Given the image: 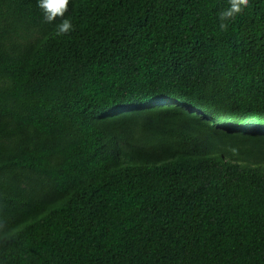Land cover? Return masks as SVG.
<instances>
[{
  "label": "trees",
  "instance_id": "trees-1",
  "mask_svg": "<svg viewBox=\"0 0 264 264\" xmlns=\"http://www.w3.org/2000/svg\"><path fill=\"white\" fill-rule=\"evenodd\" d=\"M227 7L0 0V264H264V0Z\"/></svg>",
  "mask_w": 264,
  "mask_h": 264
},
{
  "label": "clouds",
  "instance_id": "clouds-1",
  "mask_svg": "<svg viewBox=\"0 0 264 264\" xmlns=\"http://www.w3.org/2000/svg\"><path fill=\"white\" fill-rule=\"evenodd\" d=\"M70 0H37V7L40 9L43 15V21L48 24H52L54 21L59 19V23L55 24V35L58 37L67 36L72 31H74V26L72 24V21L70 18H65V13L68 11V5ZM248 6V0H228V7L223 9L218 14V19L220 23L218 24L219 30L221 32L227 31L228 29V23L227 21L234 20L237 15H239L244 8ZM233 155L231 160V165L235 167H240L243 164H247L248 160L246 159V153L237 150L236 148H230L229 149ZM222 165L227 170H232L231 165L226 163V159L222 160ZM219 163V164H220ZM198 164L203 169V172L206 173L207 179H211L208 183L210 185H206L208 187H214L215 185L218 186L220 179H226L223 178L213 172L211 168L214 167L213 164L209 163L207 160H205L201 156V152H199V162ZM218 164V165H219ZM152 165L157 170H162V173L165 174L170 180H174V171L170 167L172 164L167 165L166 163L159 164L157 161L153 160ZM217 165V166H218ZM216 166V167H217ZM257 174L264 178V163L261 162L260 164L257 163ZM228 176V175H227ZM226 176V177H227ZM189 177V176H184ZM182 177H176V179H180ZM196 177L176 180L179 182H182L184 180H192ZM197 179V178H196ZM202 179V178H201ZM204 181V179H202ZM199 182V181H198Z\"/></svg>",
  "mask_w": 264,
  "mask_h": 264
}]
</instances>
